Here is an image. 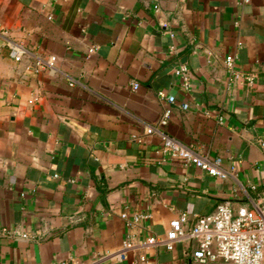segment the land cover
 <instances>
[{
	"label": "crops",
	"instance_id": "0c3cea01",
	"mask_svg": "<svg viewBox=\"0 0 264 264\" xmlns=\"http://www.w3.org/2000/svg\"><path fill=\"white\" fill-rule=\"evenodd\" d=\"M160 131L228 176L171 158ZM261 138L264 0H0V264H201L194 238L148 239L264 198Z\"/></svg>",
	"mask_w": 264,
	"mask_h": 264
},
{
	"label": "built area",
	"instance_id": "2783aa9c",
	"mask_svg": "<svg viewBox=\"0 0 264 264\" xmlns=\"http://www.w3.org/2000/svg\"><path fill=\"white\" fill-rule=\"evenodd\" d=\"M26 48L21 44L10 45V56L15 61H22ZM56 62V56L49 57L46 61L38 60L36 70L52 69ZM237 56L229 54L225 58L228 70L238 75ZM176 75L183 79L185 87L190 86L189 68L186 64L179 65L175 70ZM138 88V84H134ZM159 95L165 97V92L160 91ZM170 103L175 102V96H168ZM187 109L189 105L183 104ZM172 115L171 107H168L160 120L161 126H166ZM154 127L147 129L148 133L154 132ZM162 150L171 158L180 160L186 165H195L212 176L226 178L228 172L221 167V158L211 157L207 153L198 151L193 144H185L164 131H160ZM264 145V138L260 139ZM255 190L256 186L252 185ZM127 216L126 213L123 214ZM149 214H136L134 219L139 220L148 217ZM187 213L170 222V229L165 238L152 236L148 239L150 244H164L168 250H172L178 240L189 236L198 242L194 251V258L201 264L216 263L219 260L231 264H264V198L253 201L251 206H234L231 200L221 202L215 211L196 216L194 223L187 232L185 225L188 223ZM10 233L7 227L0 228V234ZM134 244L129 240L125 242V248H131ZM123 254V253H122ZM148 258L142 256L134 264H147ZM57 264H66L65 262ZM95 264H100L96 262Z\"/></svg>",
	"mask_w": 264,
	"mask_h": 264
}]
</instances>
